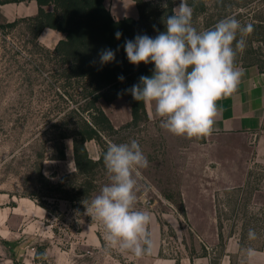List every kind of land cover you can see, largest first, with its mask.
<instances>
[{
	"label": "rangeland",
	"instance_id": "374dc122",
	"mask_svg": "<svg viewBox=\"0 0 264 264\" xmlns=\"http://www.w3.org/2000/svg\"><path fill=\"white\" fill-rule=\"evenodd\" d=\"M205 1L206 12L192 17L201 31L226 16L247 24L264 7V0ZM179 3L174 0V8ZM106 4L120 15L139 12L135 0ZM36 13L33 0L0 4V264L148 263L152 251L136 257L108 246L101 222L85 214L84 203L110 182L109 174L98 165L87 177L90 196L84 193L73 138L62 137L80 119L72 109L84 102L81 83H66L61 76L53 48L65 34L49 27L35 34L28 18ZM244 38L236 65L264 62V44L251 42L250 34ZM98 103L115 130L86 142L90 156L98 160L109 140L136 139L148 158L134 208L151 214L155 254L180 260L209 253L218 262L227 245L237 242L232 258L248 264L246 250L264 245V162L255 137L178 136L160 126L154 103H146L148 119L138 124H130L126 97Z\"/></svg>",
	"mask_w": 264,
	"mask_h": 264
},
{
	"label": "clouds",
	"instance_id": "9594fccd",
	"mask_svg": "<svg viewBox=\"0 0 264 264\" xmlns=\"http://www.w3.org/2000/svg\"><path fill=\"white\" fill-rule=\"evenodd\" d=\"M192 17L188 0H180L164 19V31L154 37L137 34L125 41L124 50L133 64H154L151 75H141L139 82L127 89L133 98L154 103L160 126L170 133L200 138L213 131L216 102L232 94L240 82L243 70L235 58L244 51V37L252 33L253 25L226 16L201 31L193 26ZM115 35L119 39L121 33ZM99 58L101 64L111 62L115 51L102 49ZM118 79L123 81L124 76ZM103 164L110 182L90 203H84L85 214L101 222L108 246L136 257L151 253V214L134 208L138 182L143 178L141 170L149 166L147 156L136 139L121 143L109 140ZM254 236V230L249 229V238ZM246 252L249 258L255 254L251 248Z\"/></svg>",
	"mask_w": 264,
	"mask_h": 264
},
{
	"label": "trees",
	"instance_id": "16d2710c",
	"mask_svg": "<svg viewBox=\"0 0 264 264\" xmlns=\"http://www.w3.org/2000/svg\"><path fill=\"white\" fill-rule=\"evenodd\" d=\"M20 1L28 0H0V4ZM35 1L38 11L28 18L34 25L35 34H39L46 27L65 34L56 43L53 52L57 64L62 68L61 76L65 78V82L81 83L80 94L84 102L78 108L72 109L73 112H79L80 119L76 128H70L71 132L62 134V137L73 138L76 168L78 173L85 177L84 193L90 196L91 182L87 177L103 163V153L98 160L93 159L86 142L92 139L99 141L102 139V133L115 130L98 102L101 99L110 102L126 97L132 114L130 124H138L148 119L146 103L135 100L127 89L138 83L141 75H151L154 64L140 62L136 65L129 62L124 44L137 34L154 37L160 31H164V19L172 14L174 0H135L139 10L138 18L115 16L106 0ZM188 3L193 8V16L207 10L205 0H188ZM259 11L264 14V7ZM257 13L248 22L253 25L252 33L256 34V36L250 34V41L264 44V16H258ZM118 31L121 33L119 39L115 35ZM105 48L115 51V59L101 64L99 54ZM247 65H257L260 71L264 72L263 61L254 59L243 66ZM121 75L124 76L123 81L118 79ZM84 113L86 115H83ZM60 157H64L63 150ZM45 180L48 181L47 178ZM64 197L70 198L69 194ZM257 249H264V245ZM212 264L216 263L212 261Z\"/></svg>",
	"mask_w": 264,
	"mask_h": 264
},
{
	"label": "crops",
	"instance_id": "0c3cea01",
	"mask_svg": "<svg viewBox=\"0 0 264 264\" xmlns=\"http://www.w3.org/2000/svg\"><path fill=\"white\" fill-rule=\"evenodd\" d=\"M35 1V0H33ZM36 9L38 11V5ZM114 11V10H113ZM115 16L120 15L113 12ZM138 14H132L138 17ZM243 70V75L236 90L220 98L217 103L218 112L215 117L213 131L210 134H244L254 136L256 139V151L259 160L264 162V72L257 65H237ZM239 244H228L225 252L215 262L216 264H239L232 258V254L239 251ZM254 256L249 258L248 264H264V249H253ZM156 249L152 248V256L148 263L142 264H212L211 254L195 257H183L177 260L174 257H158Z\"/></svg>",
	"mask_w": 264,
	"mask_h": 264
}]
</instances>
